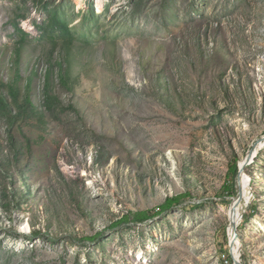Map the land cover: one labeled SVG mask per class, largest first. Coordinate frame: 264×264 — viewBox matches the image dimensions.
<instances>
[{
	"label": "rangeland",
	"instance_id": "obj_1",
	"mask_svg": "<svg viewBox=\"0 0 264 264\" xmlns=\"http://www.w3.org/2000/svg\"><path fill=\"white\" fill-rule=\"evenodd\" d=\"M235 261L264 264V0H0V264Z\"/></svg>",
	"mask_w": 264,
	"mask_h": 264
},
{
	"label": "trees",
	"instance_id": "obj_2",
	"mask_svg": "<svg viewBox=\"0 0 264 264\" xmlns=\"http://www.w3.org/2000/svg\"><path fill=\"white\" fill-rule=\"evenodd\" d=\"M237 168V165H234L233 170H235ZM186 194H181V195H177L174 197H167L165 202L159 207V212L165 209L170 208L171 206H173L174 204L178 203L180 201V197L185 196ZM132 217V219H131ZM149 217V213L148 211H132L131 213H129L128 215H124L123 217H121L119 220H117L116 222H114V225H118L121 224L122 222H128L130 220H144L146 218ZM42 233V231H36L34 233V238L39 237ZM230 260L232 261V258H230Z\"/></svg>",
	"mask_w": 264,
	"mask_h": 264
},
{
	"label": "water",
	"instance_id": "obj_3",
	"mask_svg": "<svg viewBox=\"0 0 264 264\" xmlns=\"http://www.w3.org/2000/svg\"><path fill=\"white\" fill-rule=\"evenodd\" d=\"M262 140V139H261ZM236 264H240L239 262L235 261Z\"/></svg>",
	"mask_w": 264,
	"mask_h": 264
}]
</instances>
